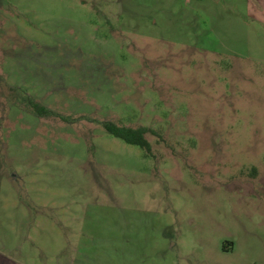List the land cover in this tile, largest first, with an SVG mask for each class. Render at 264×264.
I'll list each match as a JSON object with an SVG mask.
<instances>
[{
  "label": "rangeland",
  "instance_id": "1",
  "mask_svg": "<svg viewBox=\"0 0 264 264\" xmlns=\"http://www.w3.org/2000/svg\"><path fill=\"white\" fill-rule=\"evenodd\" d=\"M251 1L0 0V264H264Z\"/></svg>",
  "mask_w": 264,
  "mask_h": 264
},
{
  "label": "trees",
  "instance_id": "2",
  "mask_svg": "<svg viewBox=\"0 0 264 264\" xmlns=\"http://www.w3.org/2000/svg\"><path fill=\"white\" fill-rule=\"evenodd\" d=\"M12 91L15 89L12 88ZM29 107L39 116L48 117L57 115L52 109H49L45 105L38 103L31 96L25 97ZM104 128L112 136L119 138L127 144L138 146L144 150L146 156H153V145L148 138V134H158L156 130L146 127H131L125 125H119L112 121H105L103 123Z\"/></svg>",
  "mask_w": 264,
  "mask_h": 264
},
{
  "label": "crops",
  "instance_id": "3",
  "mask_svg": "<svg viewBox=\"0 0 264 264\" xmlns=\"http://www.w3.org/2000/svg\"><path fill=\"white\" fill-rule=\"evenodd\" d=\"M250 11L253 12L255 14V17L259 20L262 21L264 23V0H254L250 2ZM253 177L254 180H256V186L259 189H264V164H262L261 166H258L257 168L253 169ZM261 194L258 195H264L262 194V192H260ZM259 197V196H257ZM264 198V197H263ZM262 198V200L264 201V199ZM71 254L68 253L66 254V264H78L79 262H84L86 261L85 259L88 258V254H85V251L82 250V247L79 246L78 244H76L75 247L71 248ZM1 257H3L4 259L9 260L8 257H6L3 254H0ZM148 255L145 254L143 257H147ZM130 264H134L133 259L131 260L130 258Z\"/></svg>",
  "mask_w": 264,
  "mask_h": 264
}]
</instances>
